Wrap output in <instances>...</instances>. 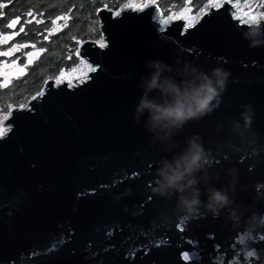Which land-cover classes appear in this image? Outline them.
I'll return each instance as SVG.
<instances>
[{"label":"water","instance_id":"water-1","mask_svg":"<svg viewBox=\"0 0 264 264\" xmlns=\"http://www.w3.org/2000/svg\"><path fill=\"white\" fill-rule=\"evenodd\" d=\"M236 12L224 0L191 26H162L156 5L96 13L104 46L84 40L77 51L86 78L47 80L4 121L0 264H264V228L250 229L264 218V17L240 23ZM153 62L159 82L182 92L210 81L208 110L151 128L136 108ZM216 69L228 73L222 85ZM191 145L199 168L181 185L195 184L169 190L160 173ZM216 191L227 203L214 219L205 205ZM193 192L198 216L183 220L180 197Z\"/></svg>","mask_w":264,"mask_h":264},{"label":"trees","instance_id":"trees-1","mask_svg":"<svg viewBox=\"0 0 264 264\" xmlns=\"http://www.w3.org/2000/svg\"><path fill=\"white\" fill-rule=\"evenodd\" d=\"M131 0H0L5 7L0 8V51H9L20 47L12 57L25 63V55L31 49H38L40 55L25 70L22 76L5 83L0 76V121L9 113L11 107L26 105L50 79H56L65 71H73L84 66L77 56L78 46L84 40L101 41L96 13L107 8L113 13L119 12ZM224 0H191L193 14L200 16L209 3ZM228 1V0H227ZM238 0H229L234 3ZM242 1V0H240ZM182 0H157L164 16L170 8L176 6V12ZM31 13V15H29ZM19 17V23L13 28L9 23ZM62 27L54 30L56 20ZM30 21V22H29ZM23 27L24 31L20 32ZM18 33V34H17ZM7 58L0 56V64Z\"/></svg>","mask_w":264,"mask_h":264},{"label":"clouds","instance_id":"clouds-1","mask_svg":"<svg viewBox=\"0 0 264 264\" xmlns=\"http://www.w3.org/2000/svg\"><path fill=\"white\" fill-rule=\"evenodd\" d=\"M149 67L154 68L155 71L144 84V93L141 96L136 112L142 113L147 110L149 122L153 129L159 126H181L185 121L197 117L208 110V105L217 95L214 88L210 86V81H206L194 90L182 92L176 85L170 83L168 79L159 82L163 71V65L160 62H153ZM213 75L219 78L218 83L222 85L228 73L216 69ZM152 91H158L162 97L170 96L171 100L166 101L162 105H157L146 99L148 93ZM200 159L201 150L196 145H191L188 153L181 157V160L175 164L174 168H170L167 174L164 172L160 173L166 183V187L178 193L183 192L185 188H192L195 184L194 180L188 179L183 185H181V181H184L186 177L198 170ZM159 194L162 195L163 191L161 190ZM198 195V192H193L191 199L180 197L178 207L183 209V214L180 216L181 219L187 220L198 216L200 205V201L197 198ZM226 203V197L219 191L212 192L205 205V210L211 212L215 219L218 217V208H223ZM260 228H264V218L250 229L254 231Z\"/></svg>","mask_w":264,"mask_h":264},{"label":"rangeland","instance_id":"rangeland-1","mask_svg":"<svg viewBox=\"0 0 264 264\" xmlns=\"http://www.w3.org/2000/svg\"><path fill=\"white\" fill-rule=\"evenodd\" d=\"M182 4L180 5L179 9L175 12L174 8L176 6L171 7L169 10L170 12L167 13L166 16L163 14V9L159 5L156 4L157 0H131L127 5L124 7H132L136 9H144L150 5H156L161 13V16L159 18V21L162 24V21L164 19H167L169 16H172V19H182L185 21L187 26L193 25L198 18L201 16H198L197 14L192 13L191 9V0H182ZM221 2L215 1L212 4L217 6ZM234 6V10H236V16L240 18V20H243L247 23H253L258 21L259 19H262L264 17V11L263 9V0H238L234 3H232ZM147 5V6H146ZM208 10V8L206 9ZM206 10H203L204 12ZM203 12V13H204ZM164 24H162L163 26ZM62 27L61 20H56L54 30ZM93 41V40H91ZM101 41L99 42V45H101ZM13 48V47H12ZM11 48V49H12ZM10 50V49H9ZM18 52V51H15ZM13 52V54L15 53ZM28 53H32L33 55L29 56ZM28 53L25 55V63L21 64L18 60V58H14L11 56L6 57L7 59L2 61L0 64V76L4 80L5 83H10L11 80L18 78V76H22L25 72L26 68L40 55V51L38 49H31ZM84 63V66H79L75 68L73 71H65L59 74V76L56 79H50L54 80L56 83L57 81L60 82H68L69 84H73L74 82H80L81 80H84L86 78L87 72L89 71L90 67L88 64H86L84 61L80 60ZM20 69H23L21 72ZM75 84V83H74ZM42 90V89H41ZM41 90L38 92L40 93ZM37 93V94H38ZM26 105H23L25 107ZM20 106V108H23ZM15 107H11L10 110ZM8 114L3 116V121H0V130L6 129L4 134L7 132V127L4 125V121L6 120L5 117H7Z\"/></svg>","mask_w":264,"mask_h":264},{"label":"snow or ice","instance_id":"snow-or-ice-1","mask_svg":"<svg viewBox=\"0 0 264 264\" xmlns=\"http://www.w3.org/2000/svg\"><path fill=\"white\" fill-rule=\"evenodd\" d=\"M147 6V5H146ZM2 7H5V5L4 4H0V8H2ZM206 7L207 8H212V7H215V5H213L212 3H209L208 5H206ZM120 13L119 12H117L116 13V15H119ZM3 15V13H0V16H2ZM29 15H31V13H29ZM19 17H17L15 20H13L11 23H9L8 25H7V27H9V28H13V27H15V25L17 24V23H19ZM172 19V16H169L167 19H164L163 21H162V24H164V25H167L168 23H169V21ZM30 22V21H29ZM20 32H23L24 31V28L23 27H21L20 28V30H19ZM161 31H163V29H161ZM18 34V33H17ZM11 37H8V36H5L4 38H3V41H0V42H6L8 39H10ZM104 45L103 44H101V47H103ZM20 47H26V45H17V46H14L12 49H10L9 51H0V56H4V57H8V56H11L12 54H13V52H15V51H19L20 50ZM28 55L29 56H31V55H33L32 53H28ZM93 70H95V69H93ZM20 71L22 72L23 71V69H20ZM58 83H59V81H57ZM21 107H23V106H21ZM8 117H5V119H7ZM6 131V129H4V130H0V136H3L4 135V132ZM181 224H183V221H181ZM180 230L181 231H183V228H180ZM110 234V233H109ZM250 238V237H249ZM262 239H264V237H262ZM56 243L57 242H54L52 245H51V248L52 249H54L55 247H56ZM190 243H191V241H190ZM193 255H195V254H193ZM254 255V253L253 252H248L247 253V256H249V257H251V256H253ZM183 259L185 260V261H188L189 259H190V257H189V255H188V253H184L183 254Z\"/></svg>","mask_w":264,"mask_h":264},{"label":"bare ground","instance_id":"bare-ground-1","mask_svg":"<svg viewBox=\"0 0 264 264\" xmlns=\"http://www.w3.org/2000/svg\"><path fill=\"white\" fill-rule=\"evenodd\" d=\"M235 18L238 19L240 23H247V22H244L243 20H240V18L237 16H235ZM253 23H256V22H253Z\"/></svg>","mask_w":264,"mask_h":264}]
</instances>
